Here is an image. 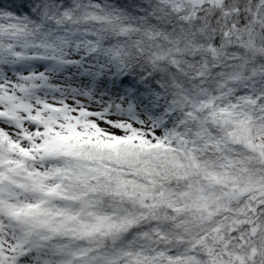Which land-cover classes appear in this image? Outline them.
Masks as SVG:
<instances>
[{"label": "snow or ice", "instance_id": "snow-or-ice-1", "mask_svg": "<svg viewBox=\"0 0 264 264\" xmlns=\"http://www.w3.org/2000/svg\"><path fill=\"white\" fill-rule=\"evenodd\" d=\"M0 264H264V0H0Z\"/></svg>", "mask_w": 264, "mask_h": 264}]
</instances>
